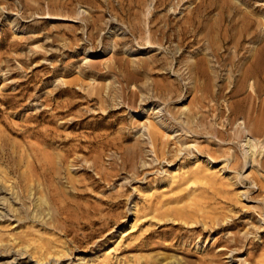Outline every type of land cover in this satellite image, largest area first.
<instances>
[{"label":"rangeland","instance_id":"obj_1","mask_svg":"<svg viewBox=\"0 0 264 264\" xmlns=\"http://www.w3.org/2000/svg\"><path fill=\"white\" fill-rule=\"evenodd\" d=\"M227 1L236 24L215 9L194 30L209 0H0V264H264V167L240 139L264 0ZM244 16L260 25L241 31ZM199 59L206 77L189 71ZM102 89L113 113L94 118L105 105L82 97Z\"/></svg>","mask_w":264,"mask_h":264},{"label":"bare ground","instance_id":"obj_2","mask_svg":"<svg viewBox=\"0 0 264 264\" xmlns=\"http://www.w3.org/2000/svg\"><path fill=\"white\" fill-rule=\"evenodd\" d=\"M125 1H128V0H121V5L122 6H124V3H125ZM158 1V0H157ZM185 3L184 2V0H179V3ZM186 2H188V1H186ZM217 2H219V5L217 6ZM110 5V4H109ZM110 6H113V5H110ZM113 9L115 8L114 6L112 7ZM215 9H219V11H220V22L221 21H225V22H228L230 25L232 24V25H234V24H236V20H234L233 18H231L230 19V16L228 17V20H227V17L225 16L226 15V13L228 12H231L229 15H231L232 14V10H233V7H231V5H230V3L227 1V0H209V3L207 4V5H205L204 7H202V5H200L197 9H195V12L196 13H198V15L196 16V18H193V16H191L193 19L191 20V22L189 23L190 24V26L191 27H197L196 26V23H197V19L199 20L200 18H202V13H206V12H212L213 10H215ZM237 12V11H236ZM200 13V14H199ZM234 14V13H233ZM189 20V19H188ZM203 20V19H202ZM259 22V21H258ZM255 19H253V18H251L250 17V19H248L246 16H244L243 18H242V24H243V26H241V27H243V28H241V29H243V30H241V31H244L245 33L248 31V27L249 26H251V27H255V26H259L260 25V23H258ZM186 23H187V21H186ZM203 23V22H202ZM201 24V23H200ZM199 25V24H198ZM90 26L91 27H93V26H96L94 23H92V24H90ZM262 26V25H261ZM170 28V27H169ZM253 29V28H252ZM194 30H195V28H194ZM199 30V29H198ZM140 32V28H139V26H138V24L137 25H134L133 26V28H132V34H133V36H136L138 33ZM186 32H187V29L186 28H184V29H182L181 30V32H180V36L182 37V41L184 40V38H185V35H186ZM245 33H241L240 34V36L241 37H239V40H238V42H237V46H238V44L240 43V40H242V39H244L245 38ZM253 37H255L256 35L258 36V32H257V30H254L253 31ZM218 36V35H217ZM263 38H264V32H263ZM230 39V38H229ZM210 40H211V38H210ZM228 41V40H227ZM244 41V40H243ZM258 41V40H257ZM214 44V43H213ZM212 45V44H211ZM210 45V46H211ZM142 67V66H141ZM116 69V68H115ZM115 69L113 68V67H109L108 66V72H114L115 71ZM140 69V68H139ZM137 70V69H136ZM189 71H190V73L191 74H193V75H198V76H200V77H206L207 76V73H206V69H205V60H203V59H199V60H197L191 67H189ZM132 74L133 73H128V76H129V78L132 76ZM245 74H246V77L247 78H250V81L252 82L251 83V85H250V104H252V106H253V109L251 108V110H252V112H251V116H252V120H253V124H252V129H250V131L248 130V131H246V130H242L240 133V136H242L240 139H241V141H242V145H241V148L243 149V152H244V154H245V160H246V163L248 162V160H250V162L251 163H254L255 161H260V163H261V165H262V167H264V155H263V150H264V141H262V142H260L259 141V139L261 138V137H263L264 136V103H262L261 104V106L260 107H255L254 106V103L256 102V100L259 98V95L260 94H262V93H264V88H263V86L261 85V82H264V39L261 41V46L259 47V48H256L255 50H254V53L252 54V61L250 62V64H249V66H248V68L246 69V71H245ZM98 75V77H105V75H103V74H97ZM133 78V77H132ZM128 80H130V79H128ZM133 80V79H132ZM156 86V85H155ZM262 86V87H261ZM114 88V87H113ZM174 89V88H173ZM173 89H172V87H170V88H165V90L163 89V88H161V87H158L157 88V90L159 91V94L160 93H165V92H167V94H169V95H171V94H173ZM178 90H180V87H178L177 88ZM194 89H196V88H194ZM148 90V89H147ZM98 92L96 93V94H91V93H89L87 96H85V97H82V95H80L79 93H76V92H73V95L75 94H77V96L79 97H82V99H86L87 101H86V103L88 102V103H92V102H96V103H99V104H101L102 106L103 105H105L104 106V114H102V113H93L92 115H93V117L95 118V117H99V118H104V117H109L112 113H113V110H108V103H109V101L110 100H108L109 98H106V99H103L102 97V94H103V89L102 90H97ZM114 90L112 89L111 90V88H109V92H113ZM176 91V90H175ZM192 91L194 92V90L192 89ZM198 91H200V90H198ZM236 91V90H235ZM72 91H71V89H62V90H59L58 92H57V95H63V94H66L67 95V93H71ZM148 92V91H147ZM238 92H239V90L237 91V92H235L234 94H233V96L234 95H237L238 94ZM114 93V92H113ZM117 93V92H116ZM141 93V92H140ZM143 94V93H142ZM231 94V93H230ZM95 95V96H94ZM135 94H131L130 96L128 95V100L130 101V102H135V96H134ZM94 96V97H93ZM102 96V97H101ZM108 96H109V94H108ZM107 97V96H106ZM115 97V96H114ZM165 97V96H164ZM112 98V97H111ZM169 99V98H168ZM113 100H115V99H113ZM112 100V101H113ZM116 101V100H115ZM163 101H164V99H163ZM124 102V101H123ZM166 102V101H165ZM17 103V102H16ZM82 102H79V101H75V102H70V103H68L65 107H66V111H62V113L63 114H69L74 108H76L77 106H79L80 104H81ZM203 102H202V100H200V98H198L197 99V104H196V107H200L201 108V105H203L202 104ZM95 104V103H94ZM193 104V103H192ZM191 104V105H192ZM116 105H118V104H116ZM233 105V104H232ZM258 106V105H257ZM195 106H194V108H196ZM251 107V106H250ZM159 110V108L158 107H154L153 109H151V110H153V112L154 111H156V110ZM231 109H232V107H231ZM230 109V110H231ZM216 110V109H215ZM233 110V109H232ZM198 111V110H197ZM234 112V111H233ZM42 114H47V112L46 111H43V112H41ZM39 114V117L42 115V114ZM60 113V112H59ZM157 113V112H156ZM148 114V113H147ZM233 114V113H232ZM74 115V114H73ZM182 115H184L185 116V121H186V124L187 125H189L190 127H191V129H192V133L193 134H195V135H200V134H202V133H204V130L205 129H200V128H198L199 127V125L198 126H193V124L195 123V120L199 117H195V115L193 114V112H192V110L190 109V107H188V106H185L184 108H182V110H181V115L180 116H182ZM200 116H202L201 114H200ZM43 117H44V115H43ZM173 117V116H172ZM177 118V117H176ZM175 117H174V119H173V121L176 119ZM179 118V117H178ZM180 119V118H179ZM178 119V120H179ZM201 119V118H200ZM199 119V120H200ZM177 120V121H178ZM109 121V120H108ZM71 122H72V124L71 125H76V124H78V125H80V124H82V122L79 120V121H77V120H72L71 119ZM110 122V121H109ZM175 122H176V120H175ZM198 122V121H197ZM202 122V121H201ZM201 122H199V123H201ZM113 123V122H112ZM158 123V122H157ZM107 125V124H106ZM184 125H185V123H184ZM196 125V124H195ZM202 125V124H201ZM183 126V125H182ZM186 126V125H185ZM203 126V125H202ZM165 127V126H164ZM163 126H162V124L160 125V124H154V125H152L151 127H150V132H151V135H153V139H154V137H159V136H165V132L164 131H166L167 129H165ZM181 127V126H180ZM110 127H108V129H109ZM92 129V128H91ZM178 129V128H177ZM174 130V129H173ZM176 131V136L175 137H178V136H180L181 135V133H179V132H183V131H185L183 128H181V130H175ZM186 132V131H185ZM208 132V131H207ZM43 134V133H42ZM40 135V134H39ZM122 135V138L120 137L119 139H123V140H127L128 138L126 137V136H123L124 134L122 133L121 134ZM120 135V136H121ZM170 135V134H169ZM167 136L168 138L170 137V136ZM205 135V134H204ZM250 135V136H249ZM239 136V137H240ZM42 138V137H41ZM242 138H244L243 140H242ZM45 139V138H44ZM160 139H161V137H160ZM48 139H46V141H47ZM154 140H156V139H154ZM45 141V140H44ZM92 141V140H91ZM95 141V140H94ZM183 143V142H182ZM101 144V143H100ZM46 145V144H45ZM93 145H94V143L93 142H89V146H88V148H91V147H93ZM109 145V144H108ZM184 145V144H183ZM134 148V147H133ZM136 150V149H135ZM131 151H133V150H131ZM130 151V152H131ZM134 152H136V151H134ZM180 152V151H179ZM182 152V151H181ZM138 153V152H137ZM136 153V155H138ZM71 153H68V151L67 152H65V156H63V157H60V164H63V163H65L66 165H67V160H68V156L70 155ZM129 154H131V153H129ZM128 154V155H129ZM134 154V153H133ZM132 154V155H133ZM198 154H202L200 151H198ZM132 155H131V157H132ZM130 156V155H129ZM263 156V157H262ZM130 157V159L132 160V158ZM133 157H135V156H133ZM137 157V156H136ZM79 158V157H78ZM77 157L76 158H74L75 160L73 161V163L74 162H76V163H78V162H80L81 160H79ZM259 158H261V159H259ZM134 159V158H133ZM69 161V160H68ZM87 162V161H86ZM88 163V162H87ZM212 163H215V162H212ZM69 164H70V162H69ZM78 164H80V163H78ZM77 164V165H78ZM73 165V164H72ZM71 165V166H72ZM65 166V165H64ZM63 166V167H64ZM68 166V165H67ZM70 166V165H69ZM73 167H74V165H73ZM254 167V166H253ZM72 168V167H71ZM64 169V168H63ZM69 169V168H68ZM70 170V169H69ZM68 171V170H67ZM53 172V171H52ZM70 172H71V170H70ZM181 172V171H180ZM184 172V171H183ZM4 173V172H3ZM5 173H7V172H5ZM174 173V172H173ZM176 173V172H175ZM53 174V173H52ZM70 174V173H69ZM8 176V175H7ZM179 176H180V174H179ZM200 176H201V174H200ZM5 177V176H4ZM171 177H172V175H171ZM193 177H194V175H193ZM1 179V178H0ZM195 179V178H194ZM196 179H198V176H197V178ZM8 180V179H7ZM199 180V179H198ZM197 180V181H198ZM200 180H202V179H200ZM204 181V180H203ZM7 183V182H6ZM9 184V183H8ZM171 184V183H170ZM4 185V184H3ZM34 194V193H33ZM31 195V194H30ZM29 198V197H28ZM33 198V197H32ZM29 199H31V198H29ZM46 201V200H45ZM47 203V202H46ZM11 206H13V205H11ZM48 206V205H47ZM174 211H176L177 213L179 212V211H177L176 209L174 210ZM18 212V211H17ZM40 212V211H39ZM19 213V212H18ZM21 213V212H20ZM32 213H33V211H32ZM48 213V212H47ZM174 213V212H173ZM183 213V212H182ZM182 215H184V214H182ZM19 216V215H18ZM36 216V215H35ZM180 216V215H179ZM42 218H44V217H42ZM170 219V218H169ZM168 219V220H169ZM20 220V219H19ZM183 220V219H182ZM132 229H134V228H132ZM126 234H128V233H126ZM126 234L125 235H123L124 237L126 236ZM122 240V239H121ZM37 249V248H36ZM48 250V249H47ZM114 249H109V250H107V251H105L106 252V255L108 256V255H110L111 253H112V251H113ZM37 251H38V249H37ZM36 251V252H37ZM44 252V251H43ZM39 253V252H38ZM37 253V254H38ZM105 254V253H104ZM55 255V254H54ZM60 255H62V254H60ZM39 256H40V253H39ZM52 256V255H51ZM48 257H50V256H48ZM105 258V257H104ZM36 259V258H35ZM39 259V258H38ZM173 259V258H172ZM171 260V259H170ZM174 260V259H173ZM172 260V261H173ZM167 261H168V259H167ZM166 261V262H167ZM176 261V260H175ZM171 262V261H170ZM158 263H160V261L158 262ZM169 263V262H168ZM175 263V262H174ZM161 264V263H160ZM167 264V263H166ZM172 264V263H171Z\"/></svg>","mask_w":264,"mask_h":264}]
</instances>
